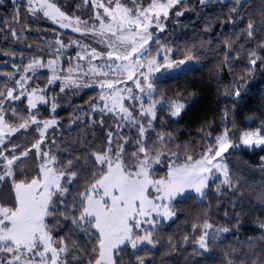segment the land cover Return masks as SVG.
Listing matches in <instances>:
<instances>
[{
    "label": "snow or ice",
    "instance_id": "6c2138e0",
    "mask_svg": "<svg viewBox=\"0 0 264 264\" xmlns=\"http://www.w3.org/2000/svg\"><path fill=\"white\" fill-rule=\"evenodd\" d=\"M130 2L131 8L122 0H91L97 9L94 14L97 27L79 17L66 15L53 0H26L32 16L42 13L62 28L98 36L106 50H89L76 41L65 45L57 38L49 44L57 59L29 58L26 66H13L15 73L23 75L13 79V87L0 89V264H118L123 259L119 253L125 248L133 250L135 264H146L145 257L136 252H146L149 246H156L157 226L176 217L174 205L178 199L191 196L193 192L205 197L209 183L215 181H219L216 192L223 187L238 192L233 181L235 179L236 184L240 181L230 171L228 157L242 148L264 150V123L237 135L234 121L233 128L226 126L229 110L225 109L222 114L225 126L220 134L213 136L200 129L205 144L198 157L187 154L185 146L183 160L177 163L181 159L179 151L171 152L174 159L168 163L166 175L154 178V166L169 155L167 145L174 142L171 133L157 132L154 128L157 109L165 111L166 108L170 118H179L187 108L179 96L169 100L157 87V81L187 75L195 70L191 66L198 63V57L187 50L183 53L184 59L174 60L173 49L160 43L170 11L185 4L186 0H149L146 6L141 0ZM200 3L204 4L205 0ZM246 3L247 0L243 3L235 0L240 8ZM12 5V22L19 23L17 0H12ZM237 7L231 11L236 13ZM174 15L179 17L183 12ZM238 18L244 22L241 34L246 41L256 40L258 34L264 37V14L258 21ZM24 30L18 34L9 27L11 36L17 41ZM222 43V63L238 60L241 51L248 59V71L239 77L240 81L256 70L258 62L264 69V39L250 49L234 48L229 39H223ZM73 45L80 47L76 59L86 60L87 70L77 63L75 69L70 67L67 75L60 76L59 57L65 48ZM92 61L102 63L93 64ZM42 68L52 72L48 84L62 81L61 92L69 87L78 90L98 86L97 102L90 111H98L102 117L108 115L115 121L112 129L105 133V143L99 150L89 147L85 149V156L61 161L59 154L47 146L48 130H54L59 122L54 117L38 119V105L50 103L54 113L57 104L54 98H46L45 89L27 87L32 79L29 73L34 74ZM15 73L8 76L12 78ZM85 78L91 82L85 83ZM129 81L133 87L127 86ZM241 87L245 84L233 83L231 90L224 94L236 102L241 97ZM22 98L27 101L24 117L15 107L10 110L6 107ZM160 120L162 122L163 117ZM99 123L104 126L103 118ZM30 128L39 136L30 146L12 143L13 136ZM125 128L136 132L131 141L135 151H125V145L130 143L122 135ZM149 131L156 133L155 144L150 143ZM33 156L38 161L35 174L26 175L23 165ZM261 161L264 163V157ZM80 169L88 171L92 180L73 195L69 186L78 182ZM259 227L264 231V223ZM61 229L64 235H54ZM192 231H199L194 243L202 253H207L210 245L230 229L215 227L203 219L192 225ZM81 234L86 247L79 243ZM249 243H252L251 238ZM224 264L235 262L226 258ZM252 264H264V257Z\"/></svg>",
    "mask_w": 264,
    "mask_h": 264
},
{
    "label": "trees",
    "instance_id": "16d2710c",
    "mask_svg": "<svg viewBox=\"0 0 264 264\" xmlns=\"http://www.w3.org/2000/svg\"><path fill=\"white\" fill-rule=\"evenodd\" d=\"M58 3L64 7L63 0ZM18 5L20 22L13 23L12 0L0 3V72H13L19 56L54 57V48L49 47L50 42L56 37L67 40L65 38L74 36L57 28L42 13L32 16L26 3ZM181 6L182 9H176L175 12L182 11L183 15H171V22L160 37V43H166L173 49L175 60L184 59L183 53L190 50L197 55L198 63L191 66L195 70L187 75L158 80L157 87L169 100L177 96L181 99L193 97V100L179 118H170L166 108L165 111L159 110L154 128L157 132L171 133L174 142L170 141L167 145L169 155L162 157L161 162L155 165L154 178L166 175L167 165L174 159L170 156L171 152L179 151L181 159L177 163L183 160L185 146L187 154L198 157L205 144L200 129L203 128L205 134H220L225 126L222 123L225 109L229 110L226 125L229 128H233V121L234 127L238 126L241 131L260 127L264 123V69L258 62L256 70L247 75L244 81H240L239 77L248 71V59L243 51L238 60L231 64L222 63L223 39H229L234 48L239 46L241 49H250L264 39L258 34L256 40L246 41L241 34L244 22L238 18L258 21L260 15L264 14V0H247L243 8L237 7L235 0H212L204 4L188 0ZM233 7H237L236 13L231 11ZM9 27L14 28L18 34L25 29L19 41L11 36ZM154 50L155 45L153 52ZM257 51L259 52L258 49ZM39 79L46 82L49 76L46 74ZM233 83L245 84V87H241V97L236 102L224 94L231 90ZM98 95V89L70 90L58 97L61 106L55 113L45 107L38 110V117H54L59 120L58 126L49 133L55 143L47 146L59 154L61 161L76 156L83 157L86 155V148L91 147L93 151H97L104 145L105 133L112 129L114 123L108 115L102 117L100 112L90 111V106ZM20 110V113L26 112L24 108ZM160 117H163L162 122ZM101 118L104 126L99 123ZM122 135L130 141L125 145V151H135V145L131 143L136 137L135 130L125 128ZM148 136L150 143L157 142L156 133L149 131ZM38 138V133L30 128L11 139L14 144L30 146ZM261 157H264V150L260 148L234 152L228 157V166L234 176L239 178L238 184L235 179L233 181L239 191L223 187L220 192H216L219 181H215L210 182L205 197L192 194L178 199L174 205L176 217L171 222L163 221L157 226L156 246H149L146 252L138 251L136 254L145 257L146 264H224L226 258L232 259L235 264L258 262L264 257V240L261 239L264 231L259 227L264 223V163ZM37 164L34 156L27 160L23 165L27 169L25 174L34 175ZM78 171V182L69 186L73 195L83 190L92 180L88 171ZM203 219H207L215 227L230 229L210 245L207 253H202L194 243L199 231H192V225ZM66 227L65 222L64 228ZM59 235H64V231ZM185 236L188 237L187 241L184 240ZM250 238L252 243H249ZM79 243L86 247L83 234ZM119 255L123 259L118 264H135L131 248H125Z\"/></svg>",
    "mask_w": 264,
    "mask_h": 264
},
{
    "label": "rangeland",
    "instance_id": "374dc122",
    "mask_svg": "<svg viewBox=\"0 0 264 264\" xmlns=\"http://www.w3.org/2000/svg\"><path fill=\"white\" fill-rule=\"evenodd\" d=\"M61 0H53V2L57 3L58 7L61 8V10L66 13V15L72 17V18H75V17H79L82 21H86L88 25H92V24H96V26L98 27V24L97 22L95 21L94 19V14L95 12L97 11V9H95L94 5L91 3V0H63L65 2L64 4V7L62 8L58 2H60ZM188 1V0H186ZM192 1V0H191ZM193 1H196V2H200V0H193ZM209 1H212V0H205V3H208ZM218 1H227V0H218ZM149 2V0H141V4L146 6V4ZM241 2H243V0H241ZM17 3H20V4H23V3H26V0H17ZM122 3H125L127 7L131 8L133 7L132 3L130 2V0H122ZM176 9H182V6H177L175 9H173L172 11H170L169 13V17H168V20L166 22V27H165V30L168 26V24L171 22V15L173 13H175V10ZM57 28L65 31V32H70L72 33L74 36L71 38H65L67 40H63V39H60L64 42L65 45L69 44L70 41H76L78 42V44L80 45H86L88 47L89 50L95 48L97 52H104L106 50L105 48V44L102 43L100 41V38L98 36H93L91 33L89 34H82V33H78V32H74L71 28H62L59 24L53 22L51 19H49ZM9 22V20H7ZM164 33H161L160 34V37L163 35ZM58 37H56L57 39ZM55 39V40H56ZM54 40V41H55ZM53 41V42H54ZM81 49L80 47L76 46V45H73L71 47H67L65 48L60 57H59V66H60V69L61 71L58 72V75L60 76H64V75H67V70L71 67L73 69H75V65L77 63H80L82 65H84V69L83 70H87V61H77L76 59V56H77V53L80 52ZM173 54H174V51L172 52L171 56H172V59L173 58ZM29 58H43L45 61L48 60V59H57L56 56L54 57H50V58H45V57H24V56H19L18 57V63H17V66L19 67H24L26 66L28 63H29ZM175 60V59H174ZM93 64H97V63H102V61H92ZM10 73H15V68H14V71L13 72H8V73H5V72H0V89H3L4 87H8V88H11L14 86L13 84V79H19V76L20 75H23V73H15L14 77L10 78L8 76V74ZM48 75L49 78L52 76V72L50 69L48 68H42V69H39L37 72H35L34 74L32 73H29V75L32 76V79L28 81V85L27 87L29 89L31 88H42V89H45V92H44V95L46 96L47 99L49 100H52L53 98L55 99V103L57 104V108L55 110V112L60 108L61 106V101H59L58 97L61 95V94H64L65 92H68L70 90H74L73 88L69 87V88H65V90L63 92L60 91L61 87H63V83L61 80H56L54 83L52 84H48V80L46 82H42L39 77L43 76V75ZM91 82L88 78H85V83H89ZM128 87H133L131 81L128 82ZM83 89H98V86L96 85H93L92 87H83V88H80L78 90H75V91H80V90H83ZM100 91V90H99ZM58 99V100H57ZM186 105H188L192 100H193V97H189L187 99H181ZM97 102V98H95L93 100V104H95ZM91 105V106H92ZM126 105H127V102H126ZM90 106V107H91ZM9 110L13 107H15L19 113L20 116L24 117L26 116V112H23V113H20V108H24L25 110H27V101L26 99L22 98L20 101H15L14 103L10 104V105H7L6 106ZM42 107H45V108H48V110L50 112L51 111V104H39L38 105V110ZM159 107L157 109V116L159 114ZM54 112V113H55ZM92 112V111H91ZM98 112V111H97ZM53 113V112H52ZM38 119H42L44 120L45 118H41V117H38ZM113 120V119H112ZM57 121H59L57 119ZM113 123H115V121L113 120ZM259 128V127H257ZM234 129L236 130L237 132V135H239L241 131V129L236 126L234 127ZM256 128H253V129H248V130H254ZM50 130H48V133H47V136H48V140L46 141V144L47 145H50L52 142V138L51 136L49 135L50 133ZM129 140V139H128ZM243 149V148H242ZM253 149H259V148H253ZM157 165V164H156ZM155 167V166H154ZM210 184V183H209ZM192 194H195L197 195L195 192H193ZM200 197V196H199ZM173 220V219H172ZM172 220H167L166 222H171ZM63 229L61 230H58L57 232L54 233V235H59L60 232L62 231Z\"/></svg>",
    "mask_w": 264,
    "mask_h": 264
}]
</instances>
